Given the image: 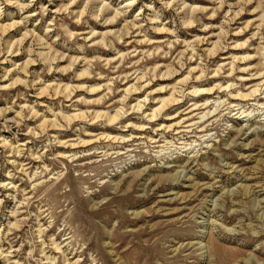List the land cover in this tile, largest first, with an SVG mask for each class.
Instances as JSON below:
<instances>
[{
    "label": "rangeland",
    "instance_id": "obj_1",
    "mask_svg": "<svg viewBox=\"0 0 264 264\" xmlns=\"http://www.w3.org/2000/svg\"><path fill=\"white\" fill-rule=\"evenodd\" d=\"M0 264H264V0H0Z\"/></svg>",
    "mask_w": 264,
    "mask_h": 264
},
{
    "label": "bare ground",
    "instance_id": "obj_2",
    "mask_svg": "<svg viewBox=\"0 0 264 264\" xmlns=\"http://www.w3.org/2000/svg\"><path fill=\"white\" fill-rule=\"evenodd\" d=\"M18 50V49H17ZM11 52V51H10ZM26 65H28V63L26 64ZM26 65H25V67H26ZM168 77V76H167ZM184 82H186V81H184ZM220 89V88H219ZM214 90L213 89H210V90H207V92L206 93H208V94H210V95H212V92H213ZM65 92V91H64ZM70 92V91H69ZM193 93H195V92H193ZM254 93V92H253ZM213 94H215V92L213 93ZM245 97V96H244ZM154 100V105H158L157 107H155L152 111V113L150 114V115H148V117H149V123H151V122H153L152 120L154 119V118H157L158 116H160L162 113H166L167 111H169V110H171L173 107H175V103L177 102V100H176V98L173 96V95H171L170 97H168V98H166V99H162V100H159L158 101V99H153ZM98 101H100V100H98ZM144 102L143 103H146V101H148L147 99L146 100H143ZM139 106V105H138ZM193 109L191 110V112H194V111H199V110H201L202 108H201V106L200 107H198V106H196V105H193ZM137 109L138 110H140L141 111V109H142V107H137ZM205 109V108H204ZM204 109H202V111L204 110ZM190 111V110H189ZM191 112H189V113H191ZM81 114V113H80ZM79 114V115H80ZM169 114V113H168ZM208 114V113H207ZM85 115V114H84ZM178 115V114H177ZM77 116V115H76ZM164 116H168V115H164ZM208 116V115H207ZM206 115H203L202 117H200L199 119L200 120H202V119H204V118H206L207 117ZM73 118H75V116H72ZM95 119H102L103 118V121L105 120V122H107L108 124H112V123H115L118 119H119V117H120V114H115L114 116H110V115H108V114H104V113H100V114H98V112L95 114ZM78 118H80V117H78ZM83 118H86V117H84V116H82V114H81V118L80 119H82V121H83ZM196 117L194 116L192 119H195ZM177 119V117H172V118H170V116H169V118L166 120V121H170V123L172 122H174L175 120ZM72 120V119H71ZM74 120V119H73ZM181 120V119H180ZM68 121V120H67ZM183 121V120H182ZM44 122V121H43ZM177 122V121H176ZM42 123V122H41ZM40 123V124H41ZM53 123V122H52ZM183 124V122H178V123H175V124H172V125H169V123H168V126H165V125H162V128H164V129H166V130H169V131H173V132H175V136L177 137L178 135H181V134H183L184 132L183 131H179V130H181V128H182V125ZM41 126H42V124H41ZM52 126V125H51ZM193 126V124L192 125H190V126H187V127H185V128H190V127H192ZM45 129H48V128H45ZM52 129V128H51ZM140 131H142V130H140ZM156 131H158V130H156ZM155 132V131H154ZM192 132V131H191ZM189 133V132H188ZM157 135L155 134V137H156ZM104 137V136H103ZM101 138H99L98 140H100ZM104 139L105 140H108L109 141V137H104ZM89 143L90 142H85V143H82V146H88L89 145ZM156 143H159V141H153V143L152 144H156ZM78 145V144H77ZM70 148H75V145H70ZM17 224V223H16Z\"/></svg>",
    "mask_w": 264,
    "mask_h": 264
}]
</instances>
